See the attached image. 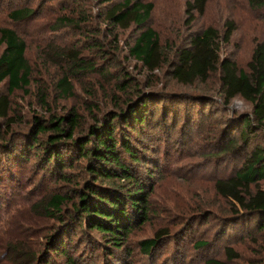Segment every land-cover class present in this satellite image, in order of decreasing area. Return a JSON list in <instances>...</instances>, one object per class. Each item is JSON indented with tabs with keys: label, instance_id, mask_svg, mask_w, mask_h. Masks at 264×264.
<instances>
[{
	"label": "trees",
	"instance_id": "obj_1",
	"mask_svg": "<svg viewBox=\"0 0 264 264\" xmlns=\"http://www.w3.org/2000/svg\"><path fill=\"white\" fill-rule=\"evenodd\" d=\"M95 1L102 7L98 16L102 26L86 31V36L98 34L102 39L90 42L82 38L70 50H49L45 57L57 64L60 72L48 89L33 83L25 41L15 30L0 28V85H7L9 95L27 93L33 85L34 105L44 113H34L26 129L14 131L18 121L13 104L9 95H0V120L5 124L0 137V187L3 170H17L33 155L35 168L50 174L53 183L66 185L35 209L61 226L67 221L71 228L99 234L107 243L106 255H111L110 251H119L134 228L133 215L142 223L148 219L147 194L140 177L141 172L148 173L159 165L160 146H167L176 130L177 136H183L185 131L200 129L201 123L222 115L228 119L221 131V137L228 138L222 147L224 157L242 160L237 170L214 183L216 193L233 206L230 216L219 220L222 232L225 238L233 233L249 237L254 230L262 233L264 40L255 42L242 69L233 58L222 55L237 31L233 19L226 20L222 30L212 25L195 29L198 20L206 17L207 0L183 1L185 19L179 29L166 13L172 5L170 0ZM247 2L252 11L264 16V0ZM160 13L163 15L159 17ZM30 14L29 9H21L10 16L12 21H19ZM83 17L69 15L61 23L82 26L87 23ZM127 32L132 35L123 40ZM123 50L148 78L144 83L113 68ZM157 74L203 92L186 96L168 89L151 81ZM212 80L217 81V89L209 86ZM79 92L84 101L81 109L87 115L78 106L64 108L65 112L59 114L61 105L75 100ZM209 93L218 95L221 103L204 105L202 101L209 99ZM236 99L248 104L251 112H232L229 106ZM72 234L68 238L59 233L50 235L44 243L45 252L63 256L66 264H75L67 250ZM167 235V231L159 232L154 239L142 242L143 253L149 255ZM194 247L202 254L203 264H228L237 258L230 247L222 248L225 260L206 257L207 244L203 242ZM51 255L46 259L44 251L40 256L37 253L36 264H51Z\"/></svg>",
	"mask_w": 264,
	"mask_h": 264
},
{
	"label": "rangeland",
	"instance_id": "obj_2",
	"mask_svg": "<svg viewBox=\"0 0 264 264\" xmlns=\"http://www.w3.org/2000/svg\"><path fill=\"white\" fill-rule=\"evenodd\" d=\"M170 1L172 5L168 6L166 13L179 29L185 19L181 7L184 0ZM207 2L206 17L198 20L195 29L212 25L222 30L224 22L233 19L237 31L231 44L222 50V55L230 56L238 67L244 69L255 42L264 40L263 14L252 11L247 0ZM101 8L95 0H0V28L15 30L25 41L26 57L34 71L33 83L48 89L53 86L60 69L45 56L52 49L70 50L82 38L90 42L102 39L98 34H90L92 38L86 36V31L102 26L98 17ZM21 9H29L31 14L24 20L12 21L10 14ZM69 15L77 18L84 16L87 23L82 26L77 23L75 27L65 22L62 24V18L68 19ZM162 15L160 13L159 17ZM131 35L124 33L123 40H129ZM117 58L118 64L113 68L124 70L142 83L148 79L139 65L128 59L124 50ZM151 81L184 92L186 96L203 92L198 88L177 85L161 74L152 76ZM88 83L83 82L85 86ZM209 86L217 89V81H210ZM0 95H9L5 83L0 85ZM34 95L33 85L27 93L18 91L9 95L18 121L14 131L26 129L34 113L44 116L34 105ZM82 97L83 94L79 92L75 100L68 101V105L62 104L59 114L65 112L64 108L78 106L81 113L87 115L81 109V103L84 102ZM208 97V100L199 102L202 101L208 107L214 106L216 102L221 103L215 93H209ZM50 99L55 101L53 95ZM56 103H51V106L54 107ZM229 107L240 115L251 112V107L240 99L234 100ZM227 120L217 115L201 123L200 129L185 131L183 136H177L179 131L176 130L175 138L167 146H160L159 165L152 167L148 173L141 172L140 177L147 194L145 205L149 210L148 219L142 223L133 215L134 228L126 236L119 251H110L111 255H106L107 243L102 242L99 234L85 232L79 227L71 228L67 221L61 226L59 221L48 217L41 209H35L34 206L58 194L66 185L62 186V182L53 183L50 174L46 175L44 169L35 168L37 160L33 155L21 163V167L18 165L17 170H3L0 187V264H36L34 256L37 253L40 256L43 251L47 259L51 253L49 250L45 252L46 238L58 233L67 237L72 234V229V243L67 250L75 264H203L202 254L199 255L194 249L199 242L207 244L204 250L206 257L225 260L222 248L230 247L237 258L228 264H264V230L262 233L254 230L249 237L231 231L233 234L225 238L219 221L230 216L233 206L216 193L214 183L229 176L242 163L239 157H224L222 147L228 138H222L221 131ZM4 130L5 124L0 120V137ZM260 187L264 190V182L260 183ZM163 231L169 235L158 241L149 255L144 254L141 243L154 239ZM50 262L66 264V259L51 255Z\"/></svg>",
	"mask_w": 264,
	"mask_h": 264
}]
</instances>
